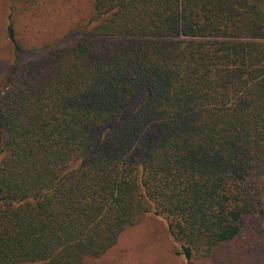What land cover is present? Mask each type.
Returning a JSON list of instances; mask_svg holds the SVG:
<instances>
[{"label":"trees","instance_id":"16d2710c","mask_svg":"<svg viewBox=\"0 0 264 264\" xmlns=\"http://www.w3.org/2000/svg\"><path fill=\"white\" fill-rule=\"evenodd\" d=\"M42 7L12 0L5 28L0 264H88L150 215L185 264L264 261V0H90L22 61Z\"/></svg>","mask_w":264,"mask_h":264},{"label":"rangeland","instance_id":"374dc122","mask_svg":"<svg viewBox=\"0 0 264 264\" xmlns=\"http://www.w3.org/2000/svg\"><path fill=\"white\" fill-rule=\"evenodd\" d=\"M54 1L43 0L42 8L32 10L27 17L16 21L17 38L24 48L22 61L31 55L34 48L40 49L45 44H65L80 34L77 27L68 28L77 23L78 15L75 12L81 10L82 14L89 13L90 0H57L51 4ZM11 4L12 0H0V89L10 71L13 56L5 33ZM54 9L57 10L56 14ZM67 33L66 39L56 42ZM144 100L145 94L142 92L138 105H142ZM178 251L179 244L171 237L166 218L150 215L142 224L128 228L116 248L107 256L91 260L88 264H185L184 257L178 255ZM251 256V249L241 253L234 246H227L210 259H194L192 264H255ZM256 264H264V261Z\"/></svg>","mask_w":264,"mask_h":264}]
</instances>
